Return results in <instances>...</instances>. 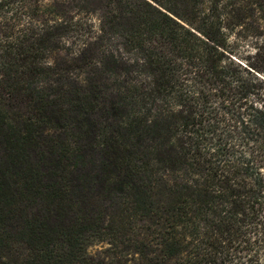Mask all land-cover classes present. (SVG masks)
<instances>
[{
  "label": "trees",
  "instance_id": "obj_1",
  "mask_svg": "<svg viewBox=\"0 0 264 264\" xmlns=\"http://www.w3.org/2000/svg\"><path fill=\"white\" fill-rule=\"evenodd\" d=\"M0 264H264V0H0Z\"/></svg>",
  "mask_w": 264,
  "mask_h": 264
},
{
  "label": "rangeland",
  "instance_id": "obj_2",
  "mask_svg": "<svg viewBox=\"0 0 264 264\" xmlns=\"http://www.w3.org/2000/svg\"><path fill=\"white\" fill-rule=\"evenodd\" d=\"M109 248L106 240H97L88 246V251L93 254H103Z\"/></svg>",
  "mask_w": 264,
  "mask_h": 264
}]
</instances>
